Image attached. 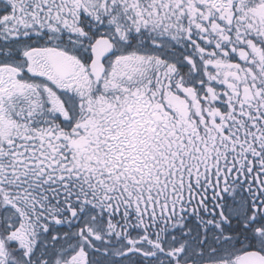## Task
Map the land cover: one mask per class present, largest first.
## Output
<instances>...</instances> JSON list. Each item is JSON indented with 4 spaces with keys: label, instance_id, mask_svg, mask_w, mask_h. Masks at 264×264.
Listing matches in <instances>:
<instances>
[{
    "label": "snow or ice",
    "instance_id": "obj_1",
    "mask_svg": "<svg viewBox=\"0 0 264 264\" xmlns=\"http://www.w3.org/2000/svg\"><path fill=\"white\" fill-rule=\"evenodd\" d=\"M0 264H264V0H0Z\"/></svg>",
    "mask_w": 264,
    "mask_h": 264
}]
</instances>
